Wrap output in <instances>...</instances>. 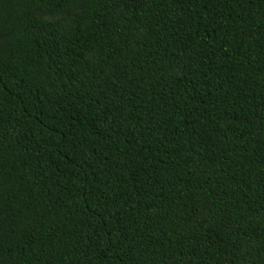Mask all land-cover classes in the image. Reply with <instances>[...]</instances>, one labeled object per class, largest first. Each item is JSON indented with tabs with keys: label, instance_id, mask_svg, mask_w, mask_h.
Segmentation results:
<instances>
[{
	"label": "trees",
	"instance_id": "trees-1",
	"mask_svg": "<svg viewBox=\"0 0 264 264\" xmlns=\"http://www.w3.org/2000/svg\"><path fill=\"white\" fill-rule=\"evenodd\" d=\"M0 264H264V0H0Z\"/></svg>",
	"mask_w": 264,
	"mask_h": 264
}]
</instances>
